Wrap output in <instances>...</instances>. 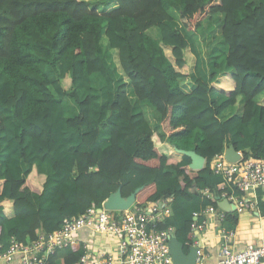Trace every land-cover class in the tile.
Here are the masks:
<instances>
[{"label": "trees", "instance_id": "1", "mask_svg": "<svg viewBox=\"0 0 264 264\" xmlns=\"http://www.w3.org/2000/svg\"><path fill=\"white\" fill-rule=\"evenodd\" d=\"M96 4L0 0V241L31 242L118 188L123 197L140 188L137 203L171 198L166 224L187 251L192 212L217 207L230 192L211 159L230 144L243 159L264 158V101L254 100L264 90V2L106 0L102 10ZM207 21L235 71L217 84L205 83L197 64L186 69V53L196 56L188 33ZM115 74L125 82L115 86ZM180 78L194 84L191 93L181 90ZM128 85L159 113L158 130L135 112ZM239 95L242 115L221 121ZM70 101L76 112L67 116ZM184 151L203 156L204 166L191 169ZM36 162L51 173L39 172ZM65 252L49 254L48 264L76 263L82 242Z\"/></svg>", "mask_w": 264, "mask_h": 264}, {"label": "built area", "instance_id": "2", "mask_svg": "<svg viewBox=\"0 0 264 264\" xmlns=\"http://www.w3.org/2000/svg\"><path fill=\"white\" fill-rule=\"evenodd\" d=\"M211 170L224 182L221 199H227L236 212L245 209L246 202L236 192L255 187L264 188V158L228 161L224 154L215 155L210 161ZM205 197L211 195L208 188ZM171 198L158 203H137L129 209L108 210L103 202L91 206L82 214L66 218L60 229L48 235L22 244L12 238L0 241V264H48L49 254L58 253L69 245L77 243V234L82 229L105 234L116 240L114 252L91 253L89 246H83V254L74 264H172L169 242L175 228L166 224L171 217ZM226 210L211 204L192 212L191 239L189 246L196 247L195 264H203L205 253L202 232L206 229L209 215L218 223L225 222ZM235 235L233 230L221 231L223 242L219 248V260L215 264H264V238L258 243H248L245 248L235 251L228 240Z\"/></svg>", "mask_w": 264, "mask_h": 264}, {"label": "crops", "instance_id": "3", "mask_svg": "<svg viewBox=\"0 0 264 264\" xmlns=\"http://www.w3.org/2000/svg\"><path fill=\"white\" fill-rule=\"evenodd\" d=\"M219 17H222V15H219ZM213 28V23L207 21L202 23V28L198 33L189 32L188 35L193 40L196 56L194 57L193 55L187 53L185 55L187 72L189 73L190 71H193L194 64H197L198 73L202 80L207 84H217L218 80L220 81L225 74L235 73L234 69L225 64L228 48L224 43L222 46L219 42H217L222 50L221 52H223L225 47L223 57L208 56L207 51L203 52V57L201 55L199 42L196 37L199 33H202L203 36H205L206 49L210 52L209 42L213 40V37L210 35L213 34L211 31ZM150 33L154 37L157 36V31L154 28L151 29ZM213 35L215 38L219 39L217 35ZM104 39L106 41L105 37ZM221 41L223 42V40ZM118 77V74H115V86L125 82V79ZM178 81L180 88L184 93L188 94L193 91L195 86L189 78H180ZM127 93L133 105L137 107V109L135 108V112L143 113L151 128L153 130H158L160 115L155 108L147 104L145 101H139L134 95L133 89L130 85L127 86ZM254 100L256 102L264 101V90L257 94L254 97ZM243 106L244 99L241 95H239L236 98L235 104L226 108L218 118L221 121H225L233 115H242ZM75 112L76 111H73V114L69 116L74 115ZM248 128L250 132L253 131L252 125H248ZM104 133L107 136L103 139L101 137L99 142L105 146L108 143L109 132L108 130H105ZM41 168L42 173H51V169L47 164L43 163ZM238 196L242 197L246 202L245 209L240 212V214L239 212L234 211L230 206V211H227V213L230 214L227 216L226 221L221 224L218 223L216 216H208L206 229L201 234L204 241L203 252L205 253L203 257V264H215L219 260V248L223 242L221 237L222 229L233 230L235 232V235L228 240V244L235 251L242 250L248 243L258 244L262 238H264V188L255 187L247 189L239 192ZM76 238L79 242H82L83 246H89L92 254H95L96 252H114L117 247L116 240L114 238L105 234L89 232L83 229L78 232ZM65 254V249L58 251L59 257H63Z\"/></svg>", "mask_w": 264, "mask_h": 264}, {"label": "water", "instance_id": "4", "mask_svg": "<svg viewBox=\"0 0 264 264\" xmlns=\"http://www.w3.org/2000/svg\"><path fill=\"white\" fill-rule=\"evenodd\" d=\"M185 155L189 156L191 169H201L204 166L203 156L195 153L194 151H184ZM224 157L228 161H236L241 158L233 145H228L224 150ZM140 188H136L127 197H123L120 188L111 193L104 201L103 205L108 210H124L129 209L136 202V194ZM218 207L230 211V203L227 199L219 200ZM196 247L189 246L188 250H184L183 243H181L175 236H172L169 242L170 255L172 257V264H195L196 261Z\"/></svg>", "mask_w": 264, "mask_h": 264}, {"label": "rangeland", "instance_id": "5", "mask_svg": "<svg viewBox=\"0 0 264 264\" xmlns=\"http://www.w3.org/2000/svg\"><path fill=\"white\" fill-rule=\"evenodd\" d=\"M88 1H97V4L94 5L93 8L96 9V10H102L103 6L101 7L100 2L103 3V2H105L106 0H88ZM255 1H257V2H264V0H255ZM107 8H108V7H107ZM172 13H173V12H172ZM176 16H177V15H176ZM211 31H212L213 34H215V35L218 36V34H217L218 30H217V29L213 28V29H211ZM213 34H210V35L213 37V40H212L211 42H209V45H210V52L208 51V49H206L205 36H203L202 33H199V35L196 37V38L198 39V42H199V46H200V51H201V55H202V57H203V52H206V51H207L208 56H214V57H223V56H224V53H225V47H224L223 52H221L222 50H221V48H220V46H219V44L223 46V42H222L220 39L215 38ZM217 42H219V44H218ZM106 50H107V49L105 48V51H106ZM191 58H193V57H191ZM192 62H193V60H192ZM110 65L112 66V63H110ZM112 67H113V66H112ZM118 78H119V77H118ZM118 81H119V79H118ZM104 95H105V93H104ZM99 96H101V95H99ZM69 104L71 105V109H72V110L68 111V113L66 114L67 116L73 114V111L75 110V107H74L73 102L70 101ZM42 165H43V163H41V162H36V163H35V166H36V168H37V170H38L39 172H42V170H41V169H42V168H41ZM239 214H240V213H239Z\"/></svg>", "mask_w": 264, "mask_h": 264}]
</instances>
